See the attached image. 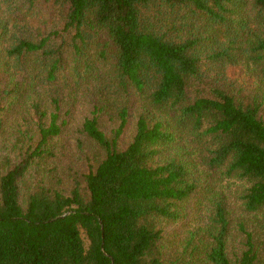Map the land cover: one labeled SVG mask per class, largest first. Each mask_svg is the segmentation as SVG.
<instances>
[{
	"label": "trees",
	"instance_id": "1",
	"mask_svg": "<svg viewBox=\"0 0 264 264\" xmlns=\"http://www.w3.org/2000/svg\"><path fill=\"white\" fill-rule=\"evenodd\" d=\"M0 264H264V0H0Z\"/></svg>",
	"mask_w": 264,
	"mask_h": 264
},
{
	"label": "rangeland",
	"instance_id": "2",
	"mask_svg": "<svg viewBox=\"0 0 264 264\" xmlns=\"http://www.w3.org/2000/svg\"><path fill=\"white\" fill-rule=\"evenodd\" d=\"M207 205H209V201L207 199L203 200V202L199 205V208H198V204L195 203V205L193 207L192 206L189 207V215L191 217H193V216H197L201 212H202V214L205 213ZM177 226H179V225H177Z\"/></svg>",
	"mask_w": 264,
	"mask_h": 264
}]
</instances>
